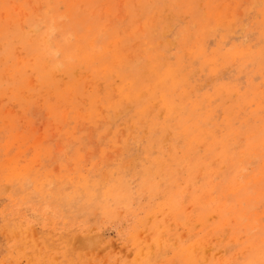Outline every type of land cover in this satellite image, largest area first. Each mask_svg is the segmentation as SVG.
I'll list each match as a JSON object with an SVG mask.
<instances>
[{"label":"rangeland","instance_id":"1","mask_svg":"<svg viewBox=\"0 0 264 264\" xmlns=\"http://www.w3.org/2000/svg\"><path fill=\"white\" fill-rule=\"evenodd\" d=\"M0 264H264V0H0Z\"/></svg>","mask_w":264,"mask_h":264}]
</instances>
